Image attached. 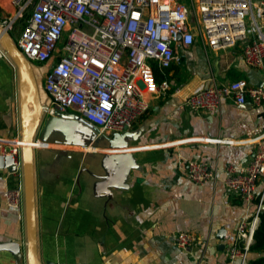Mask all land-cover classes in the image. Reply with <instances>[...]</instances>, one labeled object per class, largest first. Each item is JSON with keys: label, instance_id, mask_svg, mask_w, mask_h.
<instances>
[{"label": "crops", "instance_id": "obj_1", "mask_svg": "<svg viewBox=\"0 0 264 264\" xmlns=\"http://www.w3.org/2000/svg\"><path fill=\"white\" fill-rule=\"evenodd\" d=\"M0 12L1 21L16 6L0 0ZM176 49L178 62L157 79L168 80L169 89L148 95L149 109L132 128L101 131L70 109L60 113L47 142L39 136L34 166L42 261L241 264L229 261V248L240 221L256 212L264 184L258 181L247 202L228 189L227 166L243 169L253 159L264 138V102L224 98L212 115L185 105V99L198 88L238 79L262 85L264 68L247 63L242 43L214 49L200 33L192 45ZM40 66L43 75L49 65ZM191 137L197 139L183 141ZM21 138L18 69L11 58H0V154ZM187 160L209 163L217 178L195 183L184 171ZM14 184L8 168L0 169V243L21 246L19 252L0 249V264H28L25 207L6 201ZM182 231L197 237L191 252L175 244ZM259 256L250 250L245 264Z\"/></svg>", "mask_w": 264, "mask_h": 264}, {"label": "built area", "instance_id": "obj_2", "mask_svg": "<svg viewBox=\"0 0 264 264\" xmlns=\"http://www.w3.org/2000/svg\"><path fill=\"white\" fill-rule=\"evenodd\" d=\"M12 2L16 12L0 22L12 33L24 19L16 40L19 48L32 62L48 63L43 83L47 115L73 109L101 131L127 130L139 121L149 109L148 95L166 93L170 87L168 80H157L156 67L164 70L178 62L177 45H192L197 33L214 49L242 43L247 63L264 68V0H194L193 8L185 0ZM0 58H10L1 43ZM224 98L260 104L264 84L250 85L238 79L201 87L185 99V105L213 115ZM16 140L9 152L15 166L9 173L16 184L7 188L6 201L14 208H24L22 141ZM256 146L245 168L227 166L228 189L247 202L253 200L258 181L264 184V138ZM183 168L195 183L217 178L216 170L206 162L187 160ZM263 208L264 187L256 212L238 225L236 241L229 248L230 262L247 261ZM174 240L186 252L197 244V237L188 231L177 233Z\"/></svg>", "mask_w": 264, "mask_h": 264}, {"label": "water", "instance_id": "obj_3", "mask_svg": "<svg viewBox=\"0 0 264 264\" xmlns=\"http://www.w3.org/2000/svg\"><path fill=\"white\" fill-rule=\"evenodd\" d=\"M0 43L15 62L19 75L22 120L21 153L25 187L28 264H57L52 261H42L38 252L34 152L39 136L43 142L49 139L61 111L57 109L53 115L47 117L48 101L42 97L35 64L19 48L13 34L1 22ZM13 161L14 156L12 154H0V169L14 170ZM0 249L19 252L21 246L19 243L2 242Z\"/></svg>", "mask_w": 264, "mask_h": 264}, {"label": "trees", "instance_id": "obj_4", "mask_svg": "<svg viewBox=\"0 0 264 264\" xmlns=\"http://www.w3.org/2000/svg\"><path fill=\"white\" fill-rule=\"evenodd\" d=\"M166 69L161 70L160 68L156 67L155 73L158 80L166 77ZM250 250L260 253L259 257L251 260V264H264V208L260 213V222L258 228L256 229L254 242L252 243Z\"/></svg>", "mask_w": 264, "mask_h": 264}, {"label": "rangeland", "instance_id": "obj_5", "mask_svg": "<svg viewBox=\"0 0 264 264\" xmlns=\"http://www.w3.org/2000/svg\"><path fill=\"white\" fill-rule=\"evenodd\" d=\"M187 1L190 3V5L193 8V1L194 0H187ZM26 17H27V14H26ZM23 24H24V19L20 20V22L17 23V28L16 29H19ZM12 34L14 35L15 40H17L20 33H19V31H15V32H12ZM33 63L35 64V70H36V73H37V76L39 78V82H40V85H41L42 97H43L44 100L47 101L48 97H47V95H46V93H45V91L43 89L44 80L42 79V78H45V74L43 73V75H42V68H41L40 65H38V63H36V62H33ZM47 117H48V115H47Z\"/></svg>", "mask_w": 264, "mask_h": 264}]
</instances>
